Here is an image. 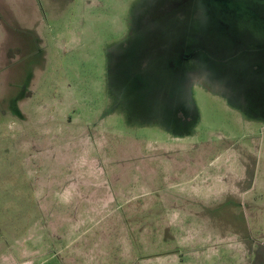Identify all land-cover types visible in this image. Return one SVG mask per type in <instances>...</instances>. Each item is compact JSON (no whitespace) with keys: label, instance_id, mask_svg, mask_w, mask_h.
Returning <instances> with one entry per match:
<instances>
[{"label":"rangeland","instance_id":"rangeland-1","mask_svg":"<svg viewBox=\"0 0 264 264\" xmlns=\"http://www.w3.org/2000/svg\"><path fill=\"white\" fill-rule=\"evenodd\" d=\"M0 264H264V0H0Z\"/></svg>","mask_w":264,"mask_h":264}]
</instances>
